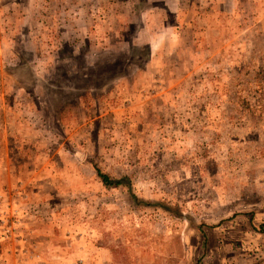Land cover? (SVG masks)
Here are the masks:
<instances>
[{
  "label": "rangeland",
  "instance_id": "374dc122",
  "mask_svg": "<svg viewBox=\"0 0 264 264\" xmlns=\"http://www.w3.org/2000/svg\"><path fill=\"white\" fill-rule=\"evenodd\" d=\"M263 259L264 0H0V264Z\"/></svg>",
  "mask_w": 264,
  "mask_h": 264
},
{
  "label": "trees",
  "instance_id": "16d2710c",
  "mask_svg": "<svg viewBox=\"0 0 264 264\" xmlns=\"http://www.w3.org/2000/svg\"><path fill=\"white\" fill-rule=\"evenodd\" d=\"M96 174L100 178L101 182L105 185H118L120 180L110 179L106 174L101 172L99 169H96Z\"/></svg>",
  "mask_w": 264,
  "mask_h": 264
},
{
  "label": "crops",
  "instance_id": "0c3cea01",
  "mask_svg": "<svg viewBox=\"0 0 264 264\" xmlns=\"http://www.w3.org/2000/svg\"><path fill=\"white\" fill-rule=\"evenodd\" d=\"M259 264H264V259H263V261H261Z\"/></svg>",
  "mask_w": 264,
  "mask_h": 264
}]
</instances>
